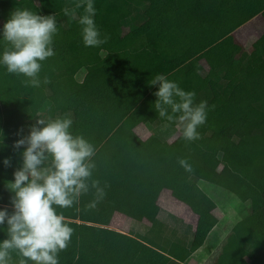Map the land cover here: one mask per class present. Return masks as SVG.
<instances>
[{
  "label": "trees",
  "instance_id": "obj_1",
  "mask_svg": "<svg viewBox=\"0 0 264 264\" xmlns=\"http://www.w3.org/2000/svg\"><path fill=\"white\" fill-rule=\"evenodd\" d=\"M77 3L0 0V26L21 8L56 14L58 21L56 54L42 62L39 87L0 67V158L18 166L11 145L39 118L70 117L72 131L96 148L92 179L105 194L89 207L96 199L90 188L72 207L57 208L74 229L59 264H182L193 247L164 223L158 197L168 189L185 202L194 196L210 203L200 181L250 202L249 213L203 264H264V34L248 49L233 35L257 14L264 21V0H95L96 25L108 36L98 47L83 44L78 20L84 8ZM65 8L75 14L64 15ZM4 45L10 47L0 39V51ZM203 52L204 74L189 63ZM157 74L194 91L195 102H208L198 139L174 146L154 134V126H175L154 107ZM144 122L153 132L142 138L135 127ZM12 172L0 165V207H10ZM121 206L132 219L150 223L146 235L110 226ZM21 259L12 252L11 264Z\"/></svg>",
  "mask_w": 264,
  "mask_h": 264
},
{
  "label": "clouds",
  "instance_id": "obj_2",
  "mask_svg": "<svg viewBox=\"0 0 264 264\" xmlns=\"http://www.w3.org/2000/svg\"><path fill=\"white\" fill-rule=\"evenodd\" d=\"M83 6L79 16L84 46L98 47L107 43L95 22V0H80ZM64 15H74L75 10L65 8ZM56 14H39L29 8L13 11L0 26V39L10 47L0 51V67L8 73L25 77L23 83L39 87L42 62L54 56V37L58 33ZM48 81L45 79L44 81ZM154 107L159 117L175 124L185 140L199 138L198 127L207 120L209 105L206 100L195 102V92L182 89L177 82L164 74H157L151 82ZM70 117L39 118L18 132L11 145L19 157L13 166L11 157L0 158L5 169L12 167V180L8 182L11 193L10 207H0V264H11L12 252L23 259L20 264H59V253L65 250L74 229L57 208H70L79 198L95 189L96 199L104 196L100 181L92 179L96 162L95 145L72 131ZM5 147L0 130V150ZM186 170L191 165L179 161Z\"/></svg>",
  "mask_w": 264,
  "mask_h": 264
},
{
  "label": "rangeland",
  "instance_id": "obj_3",
  "mask_svg": "<svg viewBox=\"0 0 264 264\" xmlns=\"http://www.w3.org/2000/svg\"><path fill=\"white\" fill-rule=\"evenodd\" d=\"M262 34H264V21L259 14L233 31L235 40L242 44L245 49H248L251 42ZM7 47V45H4L2 50ZM204 56L205 52L197 55L189 62L203 74L207 70ZM143 128L140 131H145V134L153 132L149 125ZM154 134L168 140L174 146L179 145L184 140L176 126H154ZM198 184L210 197V203H206L194 196H191L193 203L185 202L177 198L173 191L168 189L163 190L164 192L162 193L164 194L161 195L160 204L167 211L165 214L162 213L164 223L171 229L179 231L181 235L185 236L186 244H190L193 247V252L182 264H203L230 231L231 226L244 218L250 209L249 200L242 201L225 188L203 181ZM121 207L114 215L112 227L126 230L130 228L136 229L137 226V230H142L143 233V230L150 226V223L145 219H141L146 221L143 222L144 224H138L140 221H135L134 219L130 223L133 215H127V212L123 210V206ZM146 224L147 226H145ZM142 225L144 228L141 227Z\"/></svg>",
  "mask_w": 264,
  "mask_h": 264
},
{
  "label": "crops",
  "instance_id": "obj_4",
  "mask_svg": "<svg viewBox=\"0 0 264 264\" xmlns=\"http://www.w3.org/2000/svg\"><path fill=\"white\" fill-rule=\"evenodd\" d=\"M83 70H82V72L80 71V72H78L77 73V75H76V78L77 79H79V80H81L82 79V77H83ZM147 125H148V123H146V122H144V123H140V124H138L136 127H135V131H136V133L139 135V136H141L142 138H145V137H147L149 134H145V131H140L141 129H144L143 127H147ZM139 131H140V133H139ZM163 190H165V189H163ZM162 190V192H164ZM160 193V195H159V197H158V204H159V206L161 207V209H163L162 208V205L160 204V200H161V198H162V194H164V193ZM169 201V200H168ZM164 210V209H163ZM165 212H167L166 210H164V212H162L163 214H165ZM117 213V211H115V213H114V215ZM114 215H113V217H112V220L114 219ZM112 220H111V224H110V226L113 224V222H112ZM131 220H133V219H130V223H131ZM146 220V219H145ZM135 221H137V220H135ZM140 222L138 223V224H144L143 222H146V221H143V220H139ZM145 226H147V224L145 225ZM112 227V226H111ZM142 228H144V226L142 225L141 226ZM112 228H114V229H117V230H119V231H122V232H127V233H133V234H136V235H138V236H142V235H146L147 233H148V230H149V227H146L144 230H143V233H142V230H137V226H136V229L134 228V229H121V228H116V227H112ZM221 239V238H220ZM222 241V240H221ZM187 259V258H186ZM186 261V260H185Z\"/></svg>",
  "mask_w": 264,
  "mask_h": 264
}]
</instances>
